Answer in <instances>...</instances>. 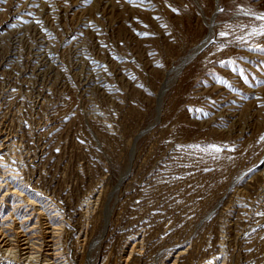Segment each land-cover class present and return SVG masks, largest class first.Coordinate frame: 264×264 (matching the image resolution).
<instances>
[{"label": "rangeland", "instance_id": "1", "mask_svg": "<svg viewBox=\"0 0 264 264\" xmlns=\"http://www.w3.org/2000/svg\"><path fill=\"white\" fill-rule=\"evenodd\" d=\"M215 8L0 0V175L59 264H264V0H218L174 71Z\"/></svg>", "mask_w": 264, "mask_h": 264}, {"label": "bare ground", "instance_id": "2", "mask_svg": "<svg viewBox=\"0 0 264 264\" xmlns=\"http://www.w3.org/2000/svg\"><path fill=\"white\" fill-rule=\"evenodd\" d=\"M218 10V0H216V8L211 22L208 25L209 32L207 36L185 59L183 58L182 62L175 69L176 73L182 69L185 62L212 40L213 22ZM169 81L170 80L166 79L161 89H164V87L169 84ZM158 100L159 108L161 96L158 97ZM158 116L157 114V117ZM46 210L47 209L43 208L38 200L29 199L24 189L18 190L9 185L7 176L1 174L0 253H7L13 256L18 254L24 259L31 261L32 259L43 257L48 264H59V259L62 256L57 244L60 225L58 227V225L53 223L52 216L49 214L50 212L48 213Z\"/></svg>", "mask_w": 264, "mask_h": 264}, {"label": "water", "instance_id": "3", "mask_svg": "<svg viewBox=\"0 0 264 264\" xmlns=\"http://www.w3.org/2000/svg\"><path fill=\"white\" fill-rule=\"evenodd\" d=\"M174 71H175V70H174ZM174 71H173V72H174ZM164 89H165V87H164ZM164 89H159V90H158V93H157L156 98H158V97L160 96V94H162V91H163ZM157 112H158V109L156 108V115L158 114Z\"/></svg>", "mask_w": 264, "mask_h": 264}, {"label": "snow or ice", "instance_id": "4", "mask_svg": "<svg viewBox=\"0 0 264 264\" xmlns=\"http://www.w3.org/2000/svg\"><path fill=\"white\" fill-rule=\"evenodd\" d=\"M129 2H132V0H129ZM175 11V9H173ZM261 19H264V17H260ZM264 34V33H262ZM221 35H223V33H221ZM261 139H264V136L261 137Z\"/></svg>", "mask_w": 264, "mask_h": 264}]
</instances>
